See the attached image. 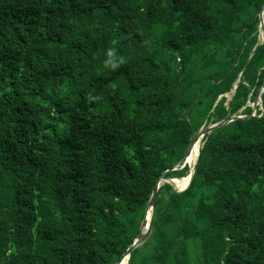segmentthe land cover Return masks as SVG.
<instances>
[{"label": "trees", "instance_id": "1", "mask_svg": "<svg viewBox=\"0 0 264 264\" xmlns=\"http://www.w3.org/2000/svg\"><path fill=\"white\" fill-rule=\"evenodd\" d=\"M263 5L0 0V264H115L192 132L252 114ZM260 101L204 135L186 189L159 186L128 264H264Z\"/></svg>", "mask_w": 264, "mask_h": 264}, {"label": "water", "instance_id": "2", "mask_svg": "<svg viewBox=\"0 0 264 264\" xmlns=\"http://www.w3.org/2000/svg\"><path fill=\"white\" fill-rule=\"evenodd\" d=\"M263 15H264V5L262 7V9L258 12V18L260 20V24H261V21L263 20ZM236 85L234 86V89H235ZM264 90V80H263V83L261 85V87L258 89L256 95H255V98L253 100V107H252V114H250L249 116H242V115H232L220 122H217V123H214V124H210V125H207L205 127H202L199 129L198 132L196 131H193L192 134H191V140H190V143H189V146H188V149L184 155V157L182 158L183 160V164L180 166V168H183L185 166V164H188V166L190 167L189 165V158H190V155L192 153V150H193V146L196 144V142L200 139V138H203L205 134L211 132L214 128L216 127H220L224 124H227L235 119H239V118H245V117H250V116H253V115H257V108H258V105H259V101H260V95H261V92ZM233 93V92H232ZM180 162L176 163L172 168L164 171L161 176L158 178L154 188H153V191H152V194H151V197H150V200H149V203H148V208L146 210V214H145V217L143 218L142 222H141V226H140V233L139 235L136 237V239L134 240V242L130 245V247L125 251V253L121 256V258L115 263V264H122V262L127 259H129V256H130V253L132 252V250L137 247L147 236L148 234L150 233V230H151V226H152V220H153V210H154V202H155V196H156V193H157V189L159 188L160 186V182L163 178V175L169 171H172V170H176L177 169V166L179 165ZM196 164V161L194 163V165ZM191 171L189 172V181L187 183V185L182 188V189H177L178 191H183L184 189L187 188V186L189 185L190 181H191V178H192V175H193V171H194V166L191 168ZM150 210V215L149 217L147 216L148 214V211ZM146 228V231L144 232L143 229Z\"/></svg>", "mask_w": 264, "mask_h": 264}, {"label": "bare ground", "instance_id": "3", "mask_svg": "<svg viewBox=\"0 0 264 264\" xmlns=\"http://www.w3.org/2000/svg\"><path fill=\"white\" fill-rule=\"evenodd\" d=\"M201 141H202V138H200L196 144L193 146V150H192V153L190 155V158H189V165L190 167L192 168L194 166V163L197 159V156L199 154V150L201 148ZM190 169V168H189ZM179 188H184L188 181H189V175H186L182 178H176V179H173L172 180ZM150 215V210L148 211V214L147 216L149 217ZM127 263V259H125L122 264H126Z\"/></svg>", "mask_w": 264, "mask_h": 264}, {"label": "clouds", "instance_id": "4", "mask_svg": "<svg viewBox=\"0 0 264 264\" xmlns=\"http://www.w3.org/2000/svg\"><path fill=\"white\" fill-rule=\"evenodd\" d=\"M105 67H109L113 70H116L120 67V65L126 64L127 59L123 56H117V50L115 48H109L107 50V59L104 61ZM116 85H113L115 88ZM93 100H98L100 97H93Z\"/></svg>", "mask_w": 264, "mask_h": 264}, {"label": "rangeland", "instance_id": "5", "mask_svg": "<svg viewBox=\"0 0 264 264\" xmlns=\"http://www.w3.org/2000/svg\"><path fill=\"white\" fill-rule=\"evenodd\" d=\"M264 40V15H263V20L261 21V24H260V28H259V42H262ZM231 95H232V92H229L226 94L227 98L230 99L231 98ZM255 98V96H254ZM254 98L248 103L249 106L253 107V100ZM261 104V101H259V105L260 106ZM253 113V112H252ZM210 125V124H209ZM203 139V138H202ZM201 146H202V141H201ZM199 156V154H198ZM197 156V158H198ZM197 160V159H196ZM191 171V169H190ZM182 178V177H181ZM173 179H176L175 177L174 178H169V179H162L161 182H160V185L164 184L165 182H170L174 188L176 189H182V188H179L172 180ZM143 231L145 232L146 231V228L143 229ZM195 260V258L193 257V261ZM194 263V262H193ZM128 264V261L127 263Z\"/></svg>", "mask_w": 264, "mask_h": 264}]
</instances>
